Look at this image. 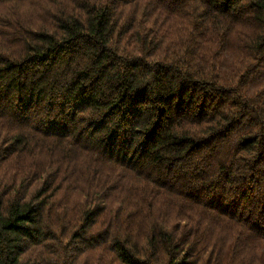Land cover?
Here are the masks:
<instances>
[{
  "label": "trees",
  "instance_id": "1",
  "mask_svg": "<svg viewBox=\"0 0 264 264\" xmlns=\"http://www.w3.org/2000/svg\"><path fill=\"white\" fill-rule=\"evenodd\" d=\"M0 264H264V0H0Z\"/></svg>",
  "mask_w": 264,
  "mask_h": 264
}]
</instances>
